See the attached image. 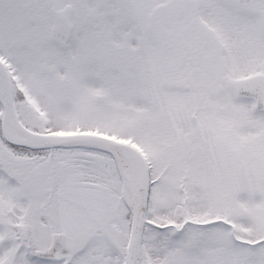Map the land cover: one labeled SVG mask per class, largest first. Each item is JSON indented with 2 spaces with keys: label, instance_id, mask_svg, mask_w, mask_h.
Masks as SVG:
<instances>
[{
  "label": "snow or ice",
  "instance_id": "obj_1",
  "mask_svg": "<svg viewBox=\"0 0 264 264\" xmlns=\"http://www.w3.org/2000/svg\"><path fill=\"white\" fill-rule=\"evenodd\" d=\"M0 264H264V0H0Z\"/></svg>",
  "mask_w": 264,
  "mask_h": 264
}]
</instances>
